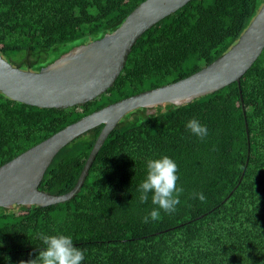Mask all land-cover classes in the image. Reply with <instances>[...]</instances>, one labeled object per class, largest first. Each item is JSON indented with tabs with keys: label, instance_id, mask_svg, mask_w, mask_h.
I'll use <instances>...</instances> for the list:
<instances>
[{
	"label": "trees",
	"instance_id": "16d2710c",
	"mask_svg": "<svg viewBox=\"0 0 264 264\" xmlns=\"http://www.w3.org/2000/svg\"><path fill=\"white\" fill-rule=\"evenodd\" d=\"M145 0H0V56L40 72L72 49L114 32ZM264 0H191L149 28L114 85L93 101L40 108L0 91V166L112 103L191 76L228 52ZM208 129L201 140L186 124ZM103 125L64 147L39 189L70 192ZM168 156L183 188L173 214L145 223L147 161ZM203 193L204 202L194 193ZM67 235L82 264H264V51L241 79L179 108L126 114L66 202L0 207V264H21Z\"/></svg>",
	"mask_w": 264,
	"mask_h": 264
},
{
	"label": "water",
	"instance_id": "95a60500",
	"mask_svg": "<svg viewBox=\"0 0 264 264\" xmlns=\"http://www.w3.org/2000/svg\"><path fill=\"white\" fill-rule=\"evenodd\" d=\"M191 0H145L114 32L78 46L40 72L13 66L0 56V91L40 108L66 109L93 101L111 88L137 40L153 25ZM264 51V3L251 25L228 52L189 77L147 90L101 108L0 166V207L49 206L72 200L110 133L129 112L163 106L179 108L241 79ZM103 125L75 187L54 195L39 189L57 154L85 132Z\"/></svg>",
	"mask_w": 264,
	"mask_h": 264
},
{
	"label": "clouds",
	"instance_id": "9594fccd",
	"mask_svg": "<svg viewBox=\"0 0 264 264\" xmlns=\"http://www.w3.org/2000/svg\"><path fill=\"white\" fill-rule=\"evenodd\" d=\"M186 128L192 135L204 140L208 136V129L197 119L187 122ZM178 166L176 162L168 156L147 161V175L139 185L138 191L141 193L140 201L145 203L151 194L152 204L156 207L144 218V222L149 220L158 221L161 213L173 214L180 204V195L183 188L177 186L179 179ZM201 202L206 200L204 194L194 193ZM45 248L39 251L35 259L29 260L27 264H82L85 260V253L80 248L74 246L73 239L67 235L43 236ZM25 264V262H21Z\"/></svg>",
	"mask_w": 264,
	"mask_h": 264
}]
</instances>
